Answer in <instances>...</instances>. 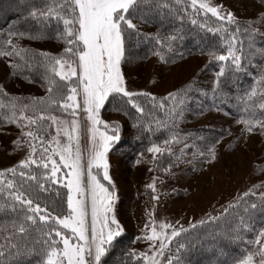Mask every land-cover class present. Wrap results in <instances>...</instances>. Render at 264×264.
Masks as SVG:
<instances>
[{"label":"snow or ice","instance_id":"1","mask_svg":"<svg viewBox=\"0 0 264 264\" xmlns=\"http://www.w3.org/2000/svg\"><path fill=\"white\" fill-rule=\"evenodd\" d=\"M146 3L147 0H64L58 6L48 7L46 11H31L30 15L34 18L39 14L62 20L65 27L61 35L67 47L64 49L65 55L60 57L49 59L48 54L41 53L50 73L48 99L36 101L31 106L23 105L19 114L13 105L11 122L17 123L22 129V135L28 138L26 143L29 152L20 162L19 171L17 168L7 170L12 174L11 178L0 172V200L3 201L0 207L10 208L17 215L12 232L5 236V243L0 245V264H6L10 256L19 254V246L13 238L26 234L29 229L40 232L37 242L42 247L37 253V264H103L102 258L108 252L109 246L121 235L122 227L114 215V190L110 191L99 178L102 171V179L112 184L107 156L112 145L120 140L119 125H109L100 118V113L110 97L113 101L126 97L125 102L131 104L137 113H144V108L133 97L148 94L127 89L121 64L125 59L126 41L140 37L138 26L133 21L143 20L138 14ZM162 6L167 7L166 4ZM191 7L195 12L203 11L205 15L211 13L218 21L224 22L215 31L224 34L228 53L215 58L219 61L230 59L235 71L242 70L241 56L236 54L237 34L241 28L234 15L231 12L222 14V6H213L209 0H191ZM192 23L196 24V20L193 19ZM228 25H236L235 30L230 31ZM208 31L213 29L209 28ZM244 31L247 32L248 29L245 28ZM12 35L15 34L9 33V38L3 42L11 46L16 55L26 52V49L13 45ZM177 38L175 35L164 38L157 35L154 39L161 49L172 51V42ZM12 52L0 50V56L12 55ZM155 54L160 55L164 61L160 51ZM224 75L225 67L222 66L217 76ZM256 94V89H252L248 95L251 98ZM178 95L169 94L180 105L183 101L177 100ZM261 95L264 96V93ZM152 100L155 101L156 97H152ZM39 105L63 110L72 118L68 120L58 117ZM260 106L264 108V104ZM29 107L34 112L32 116L24 115ZM160 107L163 108L164 105L161 104ZM79 112L86 116V127L81 123ZM18 121L26 123L21 126ZM49 121L51 126H55V135L46 131L45 122ZM241 122L245 124L248 132L257 126L264 129V120L248 119ZM85 134L88 145L82 149L81 139ZM172 141L180 142L178 134L173 133ZM172 141L165 140L164 143L167 145ZM15 143L22 145L21 141ZM190 147L193 145L185 142L181 156ZM148 151L154 154L167 151L171 155V149H162L157 145H153ZM207 152L209 159L204 162H211L215 159L214 146L208 147ZM199 154L205 155L203 151ZM32 166L43 171L36 174ZM62 169H67V172L62 176L58 175ZM51 185L59 186L56 189V200L59 203L56 200L49 203L46 197L41 196V193L50 191ZM149 187L155 191L154 184ZM59 188L67 189L64 194L66 201ZM65 203L66 208L63 207ZM229 207L234 208L237 205L232 204ZM251 207L256 208V204L253 203ZM227 211L225 209V214ZM168 229H171L170 233ZM182 231L186 232L187 229H176L167 222H159L157 225L155 220L145 225L143 239L150 242L149 249L152 253L151 256L144 257L146 264H158L155 257H163L168 245L180 237ZM255 243L259 247L248 252L238 264H264V230L258 233ZM177 244L176 264H180L179 252L185 248V244L179 241ZM169 251L168 264H173V255ZM141 255L144 256L143 253Z\"/></svg>","mask_w":264,"mask_h":264},{"label":"rangeland","instance_id":"2","mask_svg":"<svg viewBox=\"0 0 264 264\" xmlns=\"http://www.w3.org/2000/svg\"><path fill=\"white\" fill-rule=\"evenodd\" d=\"M188 1L191 3V0ZM63 2L64 0H54L53 5H50L58 6ZM209 2L213 6H222V14L231 12L237 21L252 22L256 31L264 33V19L261 18L264 6L257 1L209 0ZM208 14L211 15V13ZM54 19L60 23V30L55 35V39H47L39 34L31 35L36 37L34 39L29 38L30 35H13L11 37L13 45L27 51L16 55L12 52V47L6 44L0 49L12 52V55L0 56V93L9 101L6 102L0 98V108L5 109L2 112L3 121L0 124V172L6 173L7 178H11L12 175L7 170L17 168L19 171L20 162L28 156L29 152L26 143L28 138L22 135V129L17 126V123L11 122L13 105L19 114L23 105L31 106L42 99L46 101L49 95L47 88L50 73L46 68L45 57L41 56V53L48 54L49 59L65 55L64 49L67 45L61 35L65 26L62 20L56 17ZM25 54L27 57L31 54L41 57L40 71L47 75L43 76L42 83L26 80L24 78L27 75L26 72L21 74L23 70L17 65L20 57ZM208 61L209 56L192 55L168 64L161 60V56L155 54L136 62L123 60L121 69L129 91L148 94L133 97L137 104L142 102L143 98L149 99V97H151L150 102H153L152 97H156L154 102L163 104L164 107L161 109L167 111L176 102L169 94H178V91L188 83L195 82L204 87H213L216 77L207 70ZM55 79L59 81L58 77ZM39 107L58 117L68 120L72 118L63 110L47 108L46 105H39ZM108 107L101 109L100 118L109 125H119L120 140L133 136L129 121ZM24 115H34L32 107H29ZM79 118L82 125L86 127L87 121L83 112H79ZM18 122L21 126L26 123V121ZM45 124L46 131L55 135V126H51L50 121ZM202 125L225 130V137L214 144L215 159L211 162H204L209 159L208 153L204 156L191 154L180 156L184 146L182 147V142L175 141L167 145L164 142L150 145V147L157 145L162 149H171V154L177 152L179 155V159L168 160L164 167L153 166L160 153L154 154L146 150L145 153L134 154L129 160L126 155L122 157L112 154V150L108 153L109 176L112 184L102 179V171L99 178L110 191L114 190V215L122 227L121 235H128L136 240L133 247L142 257V264H146L145 256L152 255L149 249L150 242L143 239L145 225L150 221L155 220L157 225L159 222H167L176 229H187L201 221L211 220L223 214L229 205L235 204L246 192L264 194V132H248L240 120L206 104L198 105L196 110L183 112L178 127L190 129ZM61 139L63 140V136ZM16 141H21L22 145L18 146ZM81 145L82 149L87 148L86 134L81 139ZM56 159L59 158L56 157ZM32 168L35 169V166ZM93 171L96 172L95 169ZM64 172H67V169H62L58 175L62 176ZM16 179L18 180L19 176ZM153 184L155 191L149 187ZM153 197H159V199H153ZM262 230L264 226L259 232ZM168 232L170 233L171 229H168ZM258 233L248 252L259 247V244L255 243ZM142 253L144 256L141 255ZM168 256L169 245L163 257L158 256L155 259L158 264H168ZM256 260H259L258 256Z\"/></svg>","mask_w":264,"mask_h":264},{"label":"trees","instance_id":"3","mask_svg":"<svg viewBox=\"0 0 264 264\" xmlns=\"http://www.w3.org/2000/svg\"><path fill=\"white\" fill-rule=\"evenodd\" d=\"M255 1L264 6V0ZM53 3L54 0H0V49L5 45L3 41L9 38V33L15 35L23 33L26 36L39 34L47 39H55V35L60 30L58 20L54 17L39 16V14L36 18L30 15L34 9L46 11V8ZM163 4L167 7L162 6ZM138 15L143 17V20L134 19L140 37L126 41L125 61L136 62V60L149 58L157 51L163 54L164 62L167 61L165 63L168 64L192 55H206L209 56L207 70L215 74L216 82L212 88L195 82L188 83L178 91L177 100L182 99L183 103L177 105V102H174L167 111L162 110L157 101L150 102L151 97L143 98V101L139 103L144 108L143 114L137 113L131 104H127L126 97L123 100L117 98L115 101L110 97L105 107L109 106L111 111L124 116L133 131V136L129 139L120 140L113 145L112 154L122 157L126 155L129 160L138 152L145 153L153 143L172 141V135L176 133L179 141L182 142V147L185 142L193 145L185 150L186 154L201 156L199 153L203 151L206 155L208 147L214 146L225 137V130L204 125L190 129L178 127L183 112L196 110L201 104L225 111L240 121L264 120V108L260 106L264 104V96L261 95L264 93V79H262L264 77V33L256 31L252 22L238 21L241 30L237 34L236 54L241 56L242 70L235 71L230 59L219 61L215 58L228 53L224 34L215 31L224 22L218 21L212 15H205L203 11L195 12L188 0H147ZM261 18L264 19V11ZM193 19L196 20V24L192 23ZM227 27L230 31H234L236 25ZM209 28L213 31H208ZM245 28L248 29L247 32L244 31ZM157 35L161 38L169 35L178 37L172 42V51L160 48L154 39ZM21 57L17 67L23 70L21 74L27 73L24 78L42 83L43 76L47 75L40 71L41 57L33 54L29 55L30 58L26 54L23 55L22 60ZM222 66L225 67V75L218 77L217 73ZM252 89H256L257 94L249 98L248 94ZM0 98L9 102L1 93ZM4 110L0 108V124L3 121ZM252 132H264V129L257 126ZM178 157L177 152L171 155L167 151L161 152L153 166L164 167L168 160H175ZM34 170L36 174L41 172ZM58 187V185H51L50 191L41 193V196L46 197L49 203L53 202L56 200ZM59 192L66 201V195H64L67 192L66 188H59ZM56 202L59 203L58 200ZM253 203L256 204V208L251 207ZM2 204L3 201L0 200V205ZM235 205L237 207L228 208L227 214L224 212L215 217L216 219L194 224L195 227L192 225L186 232L182 231L181 236L169 244L173 264H176L177 241L185 244V248L180 249L179 252L180 264H238V261L252 248L255 235L264 226V194L243 195ZM63 207L66 208V203ZM16 218V213L10 208L0 207V245L5 243V236L12 232ZM242 219L243 224H241ZM39 237L40 232L34 229H29L24 235L14 236V242L19 246V254L10 256L6 264H37L39 260L37 253L42 247L37 242ZM135 242L136 240L128 235L116 237L102 258L103 264H142V257L133 247ZM13 252H16V249H13Z\"/></svg>","mask_w":264,"mask_h":264}]
</instances>
